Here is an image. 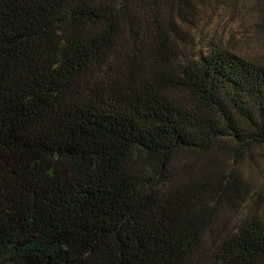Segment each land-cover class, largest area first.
<instances>
[{"label":"trees","instance_id":"16d2710c","mask_svg":"<svg viewBox=\"0 0 264 264\" xmlns=\"http://www.w3.org/2000/svg\"><path fill=\"white\" fill-rule=\"evenodd\" d=\"M198 7L0 0V264H264V57Z\"/></svg>","mask_w":264,"mask_h":264},{"label":"rangeland","instance_id":"374dc122","mask_svg":"<svg viewBox=\"0 0 264 264\" xmlns=\"http://www.w3.org/2000/svg\"><path fill=\"white\" fill-rule=\"evenodd\" d=\"M198 4L197 36L204 41L213 37L225 47L249 58L264 57V28L258 19L263 0H195ZM260 15L262 12H259ZM259 20V22H258ZM237 168L253 187L264 182V145L247 151ZM264 201V190L253 195Z\"/></svg>","mask_w":264,"mask_h":264}]
</instances>
